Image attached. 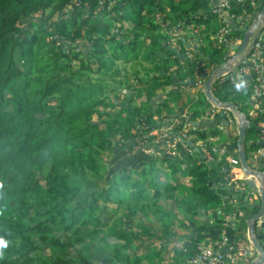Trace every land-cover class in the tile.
Returning a JSON list of instances; mask_svg holds the SVG:
<instances>
[{"label":"trees","instance_id":"trees-1","mask_svg":"<svg viewBox=\"0 0 264 264\" xmlns=\"http://www.w3.org/2000/svg\"><path fill=\"white\" fill-rule=\"evenodd\" d=\"M208 5V0H0V239L7 243L0 264H142L136 248L153 247L156 240H172L173 264H189L203 240L217 244L225 230L231 243L236 240L217 211L250 217L258 207L246 204L238 190L234 206L225 159L211 168L185 167L189 157L157 161L142 153L146 163L128 171L110 169L117 150L134 140L141 150L156 147L149 133L166 119L180 118L164 96L184 94L182 88L190 86L183 82L202 74L205 53L192 47L195 60L181 62V50L175 52L162 29L180 22L208 26L210 20L194 21ZM158 13L163 20L157 23ZM201 33H208L204 47L215 44L210 28ZM178 44L187 49L182 39ZM135 50L154 55L148 70L160 74L146 95L126 77L117 78V63H129L127 53ZM215 88L221 101L241 94V106L250 108L249 92L237 93L229 83ZM204 104L193 110L192 121L210 110L211 104ZM206 124L209 133L198 137L217 135L211 122ZM256 132L254 125L247 132L248 155L257 149L251 143ZM238 140L237 135L229 147L235 156ZM209 211L212 223L204 219ZM178 220L181 229L191 225L181 239ZM153 221L162 235L147 224ZM247 227L243 219L237 233ZM184 237L188 243L178 249ZM153 252L146 256L151 264H170L161 249Z\"/></svg>","mask_w":264,"mask_h":264},{"label":"built area","instance_id":"built-area-1","mask_svg":"<svg viewBox=\"0 0 264 264\" xmlns=\"http://www.w3.org/2000/svg\"><path fill=\"white\" fill-rule=\"evenodd\" d=\"M208 10L200 11V15H194V21L204 19L210 20L209 25L198 24L196 22L188 23L180 22L178 26H174L170 32L172 36L170 45L178 48L177 41L182 39L187 49L181 57L182 62L193 60L195 55L192 54L193 48L198 52V46L203 44L201 32L206 27L212 30L210 39L219 45L220 49L227 50L223 57V65L212 66L210 69L204 61H201V69L199 73L211 74L215 70L230 66V70L225 72L214 85L220 83L230 86H235L243 81L245 88L239 92H249V115L247 118L250 122L249 129L252 125L256 128L257 140L251 141L255 143L257 149L250 153L251 160L248 155V163L252 170L261 172L264 175V21L260 20L259 15L264 8V0H208ZM115 4L112 2L111 5ZM169 11V9H166ZM163 16L158 13L157 20L162 22ZM259 23V27L255 26ZM187 32L192 33V37H187ZM251 32L247 46L241 50L245 36ZM257 35V36H256ZM256 36V38H255ZM193 39V40H192ZM202 42V43H201ZM190 45V46H188ZM193 47V48H192ZM178 50H180L178 48ZM183 55V54H182ZM204 80V81H203ZM205 79H199L198 85L203 89ZM238 93V92H237ZM216 96V95H215ZM217 97V96H216ZM228 102V101H223ZM239 106L238 104H236ZM241 106V105H240ZM216 108V107H214ZM207 115L208 121L196 122L192 121L191 114H183L180 118L166 119L157 124L149 133V138L152 141L158 142L154 148L146 150L154 156H166L169 158L178 157H195L197 163L201 165L205 163L209 167L215 166L224 159L228 163L225 172L229 174L230 179L234 184L238 185V190H242L244 202L252 207H261V197L259 188L261 180L257 176H245L242 164L237 155L230 153V140L225 144H213L217 138L216 135H210L206 139L198 137V132L209 131L206 122H214L218 115L223 118L216 122L215 128L220 131L227 132L230 136L231 129L235 123L230 109L221 110L216 108ZM207 114V113H206ZM182 126L181 129L177 128ZM247 142V141H246ZM251 163L253 166H251ZM255 165H260L262 169H256ZM223 166H226L225 164ZM236 166H241L236 169ZM241 172V176H237L235 171ZM253 179L256 185L255 189H250L247 186V180ZM245 186L242 188L239 186ZM249 189V190H248ZM257 211V212H258ZM246 212H238L228 215L224 220V226L232 230H239V219L244 217ZM257 228L264 230V217L257 221ZM249 234V232H248ZM264 247V244H262ZM255 252L253 244L248 238V245L245 247H235L230 241L228 234H223L222 239L217 244H202L198 247L196 257L193 258L191 264H242L240 261H246L248 264L253 261L252 257ZM244 264V263H243Z\"/></svg>","mask_w":264,"mask_h":264},{"label":"rangeland","instance_id":"rangeland-1","mask_svg":"<svg viewBox=\"0 0 264 264\" xmlns=\"http://www.w3.org/2000/svg\"><path fill=\"white\" fill-rule=\"evenodd\" d=\"M109 10V9H108ZM167 11V10H166ZM128 13H130V11L128 10L127 11ZM157 19V18H156ZM163 20V19H162ZM157 23H158V20H157ZM174 27V26H173ZM172 27V28H173ZM171 28V29H172ZM166 30V29H165ZM117 30H115L114 32L116 33ZM171 30H166L164 31L162 29V32L163 33H167V34H171L172 32H170ZM208 33H201V38H202V41H203V44L200 46V50L203 51L205 54H203V59L204 61H206V65L207 67L210 69L213 65L214 66H217V65H223V57L224 55L226 54L227 50H225L224 48L223 49H220L219 48V45L218 44H214V45H209L210 43L207 42V46L204 47V37L207 36ZM192 33L189 34V32H187V37L190 38L192 37ZM171 36V35H170ZM169 36V38H171ZM204 36V37H203ZM193 40V39H192ZM211 41V40H210ZM170 43V41L168 42ZM202 43V42H201ZM170 45V44H169ZM171 46V45H170ZM178 47H180V45L177 43ZM195 46V49H196V45ZM172 47V46H171ZM174 48V47H172ZM181 48V47H180ZM198 48V47H197ZM174 50H176V52L178 51V48L176 47ZM181 53L183 54L182 56H184L185 52H184V49L181 48ZM192 54H194L196 56V53L195 52H192ZM127 56L131 58V61L129 63H125V62H118L117 65H116V68L118 69L119 71V74L121 76L117 77L118 79H124V77H126V79L130 82L132 81L134 83V88H137L138 90L142 91V94L143 95H146L148 93V91L150 90V88L152 87H155L157 85H155L154 83V79L156 76L160 75V74H152L150 72V68H152L153 64L150 62V61H147V60H156L155 59V56L154 55H150L148 54V51L146 52V55L145 57H143L142 54H139L138 51H129L127 53ZM150 56L151 59H148ZM199 58V57H197ZM146 70V72H145ZM148 71V73H147ZM136 74L138 75V78L140 79H145L142 83L139 81H136L134 82L133 80V75ZM131 78V80H129ZM197 80L199 79H203L201 78V74H199V76L196 78ZM204 81V80H203ZM145 82H147V84H144ZM131 83V82H130ZM203 86V85H202ZM128 87V86H127ZM133 88V86H132ZM160 91H162V94L165 95V93L163 92H167V90H165V88H161ZM181 91V90H180ZM185 92L184 94H167L164 96L165 100L167 102H169L170 106L171 104H174L173 106H171L172 108L175 109V111L177 112H180L182 111L184 108L187 112H184L183 114H186V113H189L192 115V112H194L193 110L195 108H200L202 103H203V106H205V102L207 101V98L205 97V94L203 93V89L200 87V86H195V85H192L190 86L189 88H182V92ZM137 92V91H136ZM138 93V92H137ZM214 95H216L217 97L219 96V98L221 97V92H216V88L214 90ZM237 95H240L241 94H237ZM236 96H232L228 102H234L236 104H238L239 106L241 105L242 101H240L241 99H239L238 97ZM164 98H160L159 101H163ZM180 99H183L182 100V103L183 105L180 103V105H182L181 107H179V105L177 104V102L180 100ZM142 100V99H141ZM144 100H146L144 98ZM150 104L151 105H155V103H152V101H150ZM210 110H208L206 113H204L200 118H198L196 120V122H201V121H208L206 119L207 115L212 111L211 109H214L216 110V108H214L212 105L210 106L209 108ZM249 109L250 108H243L241 111H243L244 113H246L247 115H249ZM183 114H180V117L183 115ZM234 119L237 121V116L235 113H232ZM125 116V115H124ZM97 120V118H95ZM217 129V128H215ZM210 131H214L213 129H210ZM209 133V131H207ZM231 133L233 134V136H237L238 135V124L235 123L231 129ZM216 136L217 138L214 140L213 144H225L227 143V141H229L230 137L228 135V133L225 131H220L219 129L216 130ZM231 134V135H232ZM209 136V135H208ZM234 140V139H233ZM232 140V141H233ZM257 140V135L254 134L252 136V141H255ZM138 142L139 140H134V142H132L128 147L124 148V149H120V150H117L118 151V156L116 157L115 159V164H111L110 163V169L114 172L115 170L116 171H119L121 170V167H124L123 170L125 171H128L130 170V168L132 167H137L140 165L141 162H144L146 163L148 161V158L146 156H151V157H154L157 161H161L163 158H169V157H166V156H154L150 153H147L146 149H143L141 150V147L142 146H139L138 145ZM152 143V142H151ZM145 154L146 156H141V154ZM249 153H250V150H249ZM114 156L110 157V158H107L108 160H111V158H113ZM251 155L249 154V159L251 160ZM120 165H123V166H120ZM251 166H253V164L251 163ZM113 167V168H112ZM256 169H262V167L260 165H255ZM241 166H236V169H240ZM237 175V174H236ZM178 178L180 179V175H177ZM228 179L231 180L229 174L226 176V180L228 181ZM181 180V179H180ZM188 182H192L190 179L187 180ZM228 186L232 185L233 187L231 188V191H233V197H232V203L234 204V206L236 207L238 204H239V199H238V195H236V191L238 190V185L237 184H234L232 181H228ZM239 186H241L242 188H244L245 186H243L242 184H240ZM249 190V189H248ZM238 191H241L242 190H238ZM112 207H116L114 204H110ZM173 209L175 212H177V208L176 206H173ZM223 210H219L217 211L218 213H221V217L222 218H225L226 216L228 215H225L222 213ZM241 212V211H240ZM214 211H209L208 212V216H205L204 219L205 220H210L211 223L214 221ZM151 218V217H150ZM179 220H181L179 218ZM179 220L178 222H176V231L177 233L179 234V237L180 238V235H183V230L181 229V225L179 223ZM151 228H155L156 230H158V235H160V232L162 230V227H160L159 225H157V223H155L153 221V223H147ZM225 233V232H223ZM191 234V232H190ZM181 239V238H180ZM185 239V238H184ZM158 243H160L161 240H156ZM156 242V243H157ZM154 244L156 246H159L160 247V244ZM180 243H177L176 246L178 247ZM152 246L151 245H145V246H138L136 248V251L135 253L137 255L140 256V259L143 260V263L142 264H151L150 261H148L147 258H145L146 256V252L149 250V248H151ZM139 249L141 250V252H139ZM159 248H157L155 251H157ZM44 253L46 254H49L48 250H45L43 251ZM166 252V251H165ZM132 253V252H131ZM134 254V253H133ZM155 255V254H154ZM170 255H173L172 253H169V252H166L165 255H164V258L165 259H168ZM174 256V255H173ZM170 264H173L172 260L170 259ZM153 264H158V263H153Z\"/></svg>","mask_w":264,"mask_h":264},{"label":"water","instance_id":"water-1","mask_svg":"<svg viewBox=\"0 0 264 264\" xmlns=\"http://www.w3.org/2000/svg\"><path fill=\"white\" fill-rule=\"evenodd\" d=\"M260 20L264 21V8L262 9V12L259 15ZM259 23L255 26L259 27ZM251 36V32L248 33L245 38L244 42L242 45L241 50H244L247 46L248 40ZM257 36V35H256ZM255 36V38H256ZM176 52V50H175ZM231 68H221L218 70H215L211 74L203 73L201 74V78L205 79L204 85H203V93L205 94V97L207 98V101L216 108H220L221 110L225 109H230L232 113H235L238 119V157L239 160L242 164L243 167V172L245 176H257L261 180V186L259 188V193L261 197V207L259 211L255 214H253L247 221L248 224V232H249V237L250 240L253 244L254 249L258 252V257L254 259L252 262L249 264H264V247L260 243V240L256 234V228H257V221L260 218L264 217V175L261 172L254 171L250 168L249 163H248V154H247V149H246V141H247V132L249 130V120L247 118V115L241 111L243 109L242 106H237L236 103L234 102H223L221 101L218 97L214 95L213 89L216 81L218 78H220L225 72L229 71ZM191 85H198V80L193 79L189 83L188 82H183V85L186 86ZM224 112H221V115H223ZM229 183V182H228ZM247 186L250 189H255L256 185L254 183V180L249 179L247 180Z\"/></svg>","mask_w":264,"mask_h":264},{"label":"crops","instance_id":"crops-1","mask_svg":"<svg viewBox=\"0 0 264 264\" xmlns=\"http://www.w3.org/2000/svg\"><path fill=\"white\" fill-rule=\"evenodd\" d=\"M168 9H169V7H167ZM164 15V14H163ZM177 43H178V41H177ZM188 46H190V45H188ZM181 47V46H180ZM180 47H178L180 50H181V48ZM193 60H195V58L193 59ZM181 62H182V60H181ZM185 63V62H184ZM183 63V64H184ZM185 89V88H184ZM184 92V91H183ZM185 93V92H184ZM182 100L183 99H180L178 102H177V104L179 105V107H181L182 105H183V103H182ZM155 101V103L156 104H159L160 103V101L157 99V100H154ZM180 103L182 104V105H180ZM174 104H171V106H173ZM184 112H187L185 109L182 111V112H177V114L178 115H180V114H183ZM177 115V116H178ZM215 124H216V121H214V122H211V125H212V127H215ZM232 134V133H231ZM230 134V143H233L234 142V137L235 136H233V134L231 135ZM233 140V141H232ZM231 145V144H230ZM189 161H187L186 162V164H185V167H187V166H192V165H194V164H197V165H199L198 163H197V158H195V157H189V159H188ZM202 164H205V163H202ZM201 164V165H202ZM206 165V164H205ZM208 166V165H207ZM209 167V166H208ZM209 168H211V167H209ZM237 171V170H236ZM180 179H181V181L182 182H185V183H187L188 185H190L191 183L190 182H188L187 180L188 179H190V178H188V177H186V178H183V177H180ZM191 180V179H190ZM242 212V211H241ZM240 212V213H241ZM253 215V214H252ZM252 215H250V217L252 216ZM247 215H245L244 217H241L240 219H239V224H241L242 225V223H243V219H245L246 220V222L248 221V219L250 218V217H246ZM180 219L182 220L183 218H181L180 217ZM240 225V226H241ZM247 226H248V224H247ZM191 227V225L190 224H188V226L187 227H184L182 230H183V232H185L186 231V229H189ZM200 229H203L204 231H206V226H200ZM240 229V228H239ZM233 231H234V236L236 237V240H233V243H232V245H234L235 247H239V248H243V247H245L246 245H248V238H249V234H248V227H247V229H245L241 234H238L237 232H240L239 230H237V229H233ZM264 230L263 229H260V228H256V234H257V232H259V234H257L258 236H260L261 237V240H262V243H261V241H260V243L261 244H264V232H263ZM225 233H223V234H227V232H226V230L224 231ZM223 234H222V236H223ZM160 235H162V232H160ZM159 235V236H160ZM183 236V235H182ZM214 236V233L213 232H211V231H209V233L207 234V238H211V237H213ZM239 236V237H238ZM179 237V234L177 233V236H176V238H178ZM185 238V237H184ZM184 238H182V240L183 241H180V242H177V243H180L179 244V246L177 247L178 249H181L183 246H184V244H186V243H188L187 241H188V238L189 237H186L185 239ZM221 239H222V237H221ZM230 241H231V239H230ZM156 244H160V247L159 246H156V245H153V247H151V248H149V250L146 252V256H149V255H151V253L153 252V250L155 249V247L156 248H159V249H161V257L162 258H164V255H165V253L166 252H169V253H172L173 255H170L169 256V258L168 259H166V260H169L170 261V259H172L173 258V260H174V258H175V253L173 252V250H172V248H173V246L175 245L174 243H173V241L171 240L170 241V243H168V242H164V240H161L160 241V243H156ZM202 244H213L212 242H209L208 241V239H205V240H203L201 243H199V245H198V247H200ZM168 245V247L166 248V246ZM152 246V245H151ZM158 249V250H159ZM157 250V251H158ZM157 251H154L153 252V254H156L157 253ZM166 251V252H165ZM139 252H141V250L139 249ZM197 252H198V248H197ZM146 256H145V258H146ZM258 257V252L255 250V252H254V254H253V257H252V259L254 260V259H256ZM175 261V260H174ZM242 264L244 263V264H248L246 261H243V260H241L240 261ZM189 264H191V263H189ZM238 264V263H237Z\"/></svg>","mask_w":264,"mask_h":264},{"label":"clouds","instance_id":"clouds-1","mask_svg":"<svg viewBox=\"0 0 264 264\" xmlns=\"http://www.w3.org/2000/svg\"><path fill=\"white\" fill-rule=\"evenodd\" d=\"M245 88V83L243 81H241L240 83H238L236 85V91L239 92L242 89ZM246 114V113H245ZM257 213V212H256ZM255 214V213H254ZM7 247V243L5 241H3L2 239H0V255H2V249Z\"/></svg>","mask_w":264,"mask_h":264},{"label":"bare ground","instance_id":"bare-ground-1","mask_svg":"<svg viewBox=\"0 0 264 264\" xmlns=\"http://www.w3.org/2000/svg\"><path fill=\"white\" fill-rule=\"evenodd\" d=\"M227 68H230V66H228Z\"/></svg>","mask_w":264,"mask_h":264}]
</instances>
